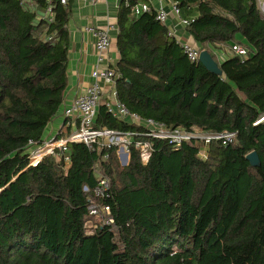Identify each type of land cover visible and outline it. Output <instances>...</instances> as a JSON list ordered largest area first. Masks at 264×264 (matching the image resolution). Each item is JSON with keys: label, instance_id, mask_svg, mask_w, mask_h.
Wrapping results in <instances>:
<instances>
[{"label": "trees", "instance_id": "16d2710c", "mask_svg": "<svg viewBox=\"0 0 264 264\" xmlns=\"http://www.w3.org/2000/svg\"><path fill=\"white\" fill-rule=\"evenodd\" d=\"M172 2L197 9L187 31L222 74L191 62L155 12L134 18L137 0H122L117 99L168 128L235 133L234 142H211L202 159L199 140L145 138L149 163L132 147L126 166L115 148L70 143L30 165L70 90L71 10L54 0L48 21V0H0V264H264V16L256 0ZM232 44L249 56L220 61L216 50ZM95 125L142 132L105 104ZM100 172L113 224L89 215Z\"/></svg>", "mask_w": 264, "mask_h": 264}, {"label": "built area", "instance_id": "2783aa9c", "mask_svg": "<svg viewBox=\"0 0 264 264\" xmlns=\"http://www.w3.org/2000/svg\"><path fill=\"white\" fill-rule=\"evenodd\" d=\"M48 1L50 5L40 16V19L52 21L54 13L51 3L54 0ZM256 1L260 13L264 16V0ZM58 2L63 6H67L69 0H58ZM172 11L178 17L179 24L187 29L191 24V20L182 17L181 8H179L177 3L173 2ZM151 12L156 13V20L167 28L168 36L174 38L181 46L187 58L191 62H198L202 49L196 44L183 40L174 29L169 28L167 25L169 13L163 7L154 8L145 0H137V3L131 7V15L134 18H139L144 13ZM86 31L95 39L96 62L92 71L93 82L78 94L64 110L65 127L71 129V134L68 137L58 139V132L56 135L47 138L38 147L31 148L29 152L30 165H37L44 157L55 155L58 150H66L67 144L70 143L84 144L94 153L107 148H115L117 153H120L122 165L126 166L130 161L132 147L139 151L143 164L149 163L153 153V144L145 138L167 140L177 147L185 142L199 140L202 143V149L199 152V156L202 159L207 158V148L211 142L222 141L224 145L234 142L235 133L213 134L197 130L188 131L183 128H168L164 123L145 119L131 112L126 105L117 99L116 84L121 74L117 65H114L108 56L112 42L111 33L118 31V26L116 24H110L107 28L90 26L86 28ZM228 52L231 55L239 56L241 59L249 56L248 50L241 44H232L229 46ZM106 88H108L107 93L110 97L107 102L103 103ZM102 104H105L108 113L113 117L141 128L142 132H123L110 128L96 127L98 110ZM28 145L31 147L35 143L30 141ZM65 160L69 162L68 157ZM110 189L111 180L100 172L95 189L91 191L93 199L88 209L89 215L100 221L102 225L114 223L110 207L103 202L110 198ZM83 190L89 192L86 186Z\"/></svg>", "mask_w": 264, "mask_h": 264}, {"label": "crops", "instance_id": "0c3cea01", "mask_svg": "<svg viewBox=\"0 0 264 264\" xmlns=\"http://www.w3.org/2000/svg\"><path fill=\"white\" fill-rule=\"evenodd\" d=\"M119 1L106 0H69L68 6L71 10V16L68 24L70 33V52H69V74H70V90L68 91L64 105L59 114L49 125L47 137L50 138L51 133L56 135L60 129L65 127L64 110L69 106L78 94L85 90L92 82V71L96 62L95 39L86 31V28L93 26L99 28H107L110 24L117 25L118 12L120 9ZM154 8L163 7L168 13L167 25L174 29L177 35L183 40L189 41L199 46L192 36L189 35L187 29L179 24L178 17L173 13L172 0H145ZM197 14V9L181 10L183 18H188ZM118 31L111 33V47L108 53L109 59L114 65H117L120 56L117 49ZM229 46H223L216 50V57L220 61L225 60L231 54L228 52ZM222 59V60H221ZM104 96V102L110 97L107 93Z\"/></svg>", "mask_w": 264, "mask_h": 264}, {"label": "water", "instance_id": "95a60500", "mask_svg": "<svg viewBox=\"0 0 264 264\" xmlns=\"http://www.w3.org/2000/svg\"><path fill=\"white\" fill-rule=\"evenodd\" d=\"M200 63H202L209 71L214 73L222 74L219 70L218 63L214 60L212 55L207 50H202L199 58ZM248 161L252 166H258L260 164V159L256 152H252L247 156Z\"/></svg>", "mask_w": 264, "mask_h": 264}, {"label": "rangeland", "instance_id": "374dc122", "mask_svg": "<svg viewBox=\"0 0 264 264\" xmlns=\"http://www.w3.org/2000/svg\"><path fill=\"white\" fill-rule=\"evenodd\" d=\"M221 60H222V59H221ZM49 127H50V126H49ZM49 127H48L47 131L49 130ZM50 136H53V133H51ZM46 140H47V139H46ZM117 156H118V160H119L120 165L123 166V165H122V160H121L120 153H117Z\"/></svg>", "mask_w": 264, "mask_h": 264}]
</instances>
